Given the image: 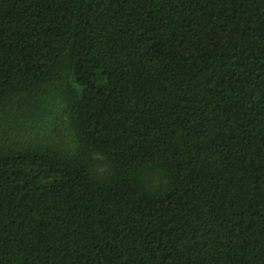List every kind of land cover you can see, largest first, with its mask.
<instances>
[{
  "label": "trees",
  "instance_id": "trees-1",
  "mask_svg": "<svg viewBox=\"0 0 264 264\" xmlns=\"http://www.w3.org/2000/svg\"><path fill=\"white\" fill-rule=\"evenodd\" d=\"M0 264H264V0H0Z\"/></svg>",
  "mask_w": 264,
  "mask_h": 264
}]
</instances>
